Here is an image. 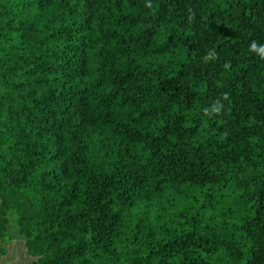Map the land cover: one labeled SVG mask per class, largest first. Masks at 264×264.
<instances>
[{
	"label": "trees",
	"instance_id": "trees-1",
	"mask_svg": "<svg viewBox=\"0 0 264 264\" xmlns=\"http://www.w3.org/2000/svg\"><path fill=\"white\" fill-rule=\"evenodd\" d=\"M253 42L264 0H0V235L32 264H264Z\"/></svg>",
	"mask_w": 264,
	"mask_h": 264
},
{
	"label": "rangeland",
	"instance_id": "rangeland-1",
	"mask_svg": "<svg viewBox=\"0 0 264 264\" xmlns=\"http://www.w3.org/2000/svg\"><path fill=\"white\" fill-rule=\"evenodd\" d=\"M24 238L13 224L9 225L5 234L0 235V264H32Z\"/></svg>",
	"mask_w": 264,
	"mask_h": 264
},
{
	"label": "clouds",
	"instance_id": "clouds-1",
	"mask_svg": "<svg viewBox=\"0 0 264 264\" xmlns=\"http://www.w3.org/2000/svg\"><path fill=\"white\" fill-rule=\"evenodd\" d=\"M149 7H151V5H147ZM250 49L252 51H257L260 54L264 55V46H258L256 42H253L250 46ZM212 58V54L210 53L209 56L206 59H211Z\"/></svg>",
	"mask_w": 264,
	"mask_h": 264
}]
</instances>
